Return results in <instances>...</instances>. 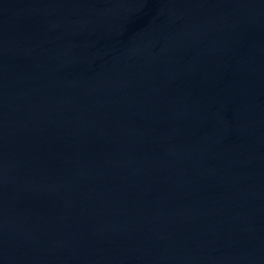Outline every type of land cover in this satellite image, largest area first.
<instances>
[{"label": "water", "instance_id": "95a60500", "mask_svg": "<svg viewBox=\"0 0 264 264\" xmlns=\"http://www.w3.org/2000/svg\"><path fill=\"white\" fill-rule=\"evenodd\" d=\"M0 264H264V0H0Z\"/></svg>", "mask_w": 264, "mask_h": 264}]
</instances>
